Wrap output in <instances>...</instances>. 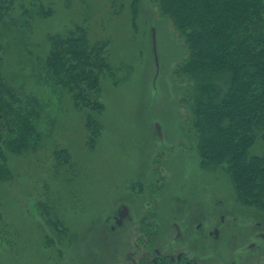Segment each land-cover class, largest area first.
Masks as SVG:
<instances>
[{"label": "rangeland", "instance_id": "374dc122", "mask_svg": "<svg viewBox=\"0 0 264 264\" xmlns=\"http://www.w3.org/2000/svg\"><path fill=\"white\" fill-rule=\"evenodd\" d=\"M12 1L16 23L1 28V68L12 85L41 99L45 117L41 144L10 155L11 178L0 179V264H120L121 249L129 254L133 245L124 248L107 219L124 203L136 208L143 181H157V196L185 199L194 211L202 194L210 212L235 207L240 223L222 230L218 264H264V239L255 237L264 231L255 224L264 211L238 200L228 167L204 166L196 148L188 100L194 83L177 71L190 50L160 0ZM41 4L53 12L39 15ZM78 24L92 43L108 42L112 66L101 79L94 139L87 123L94 112L40 81L49 36ZM263 146L259 138L251 154ZM243 215L251 222L242 223ZM162 223L163 249L170 223Z\"/></svg>", "mask_w": 264, "mask_h": 264}, {"label": "trees", "instance_id": "16d2710c", "mask_svg": "<svg viewBox=\"0 0 264 264\" xmlns=\"http://www.w3.org/2000/svg\"><path fill=\"white\" fill-rule=\"evenodd\" d=\"M160 5L190 50L177 71L194 83L188 100L203 165L227 166L238 200L264 211V146L262 154H251L257 140L264 141V0H160ZM52 9L41 4L37 13L50 15ZM15 19L13 1L0 0V35ZM49 42L40 81L69 94L78 110L94 112L87 114L94 139L96 109L104 108L98 99L101 79L112 71L108 42L92 43L79 24L50 35ZM2 49L0 39V179H6L12 174L10 155L41 144L45 104L4 76Z\"/></svg>", "mask_w": 264, "mask_h": 264}, {"label": "flooded vegetation", "instance_id": "af4514ba", "mask_svg": "<svg viewBox=\"0 0 264 264\" xmlns=\"http://www.w3.org/2000/svg\"><path fill=\"white\" fill-rule=\"evenodd\" d=\"M157 161L154 170L158 172L162 159L158 158ZM139 183L142 184L146 195L133 197L136 200V208L133 209L131 205L124 203L117 213L107 219L113 220L110 228L113 232H119L120 244L123 243L124 248L127 247L126 243L133 245L129 254H126L125 249H121L122 261L118 260L120 264L220 263L221 248L218 241L221 238V232L226 231L232 220L234 223L230 225L232 231L229 230V232H233L234 227L240 223L238 216L233 212L235 207L230 212H219L216 208L210 212L207 208L210 205L203 200L202 194L197 197L202 200H198L200 205L196 208L197 211H194L192 203L185 199L157 196V181ZM162 199L163 202L160 201ZM162 205V212H159ZM175 206L179 207L178 211L174 210ZM193 206L195 207V204ZM227 216L230 217L228 222ZM242 218H244L242 219L244 224L251 222V218L247 216L243 215ZM162 220L170 223L168 240L163 249L160 248V236L157 235L158 232L162 233L159 229L160 225L164 226L163 223L161 224ZM255 224L261 228L264 220L257 219ZM255 237L264 239V231L255 232ZM250 246L249 248H254L257 246L256 242H252ZM230 264H237V262L233 261Z\"/></svg>", "mask_w": 264, "mask_h": 264}]
</instances>
